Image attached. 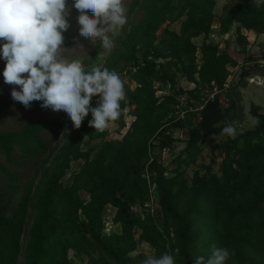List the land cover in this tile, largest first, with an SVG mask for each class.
<instances>
[{
  "label": "trees",
  "instance_id": "trees-1",
  "mask_svg": "<svg viewBox=\"0 0 264 264\" xmlns=\"http://www.w3.org/2000/svg\"><path fill=\"white\" fill-rule=\"evenodd\" d=\"M214 5L212 0H134L129 13L140 17L125 24L112 52L103 57L99 42L82 62L86 72L92 65L115 70L123 82L125 99L114 123L125 127L122 111L127 107H133L134 119L120 139L108 140L106 129L89 127L90 112L79 129L67 116L40 118L18 131L0 132V175L8 177V186L16 191L15 183L31 172L13 210L0 194V264H75L70 251L84 257L85 264H142L149 256L136 252L141 244L152 249L154 258L172 255L174 264H195L199 256L207 259L213 246L231 252L226 264H264L261 107L251 105V129L236 128L235 139L223 134L225 140L212 149L222 155L220 176L211 172L214 156L204 166L206 173L194 174L191 184L181 169L196 162L202 140L222 134L228 122L236 127L235 102L221 97L226 89L236 90L237 84L228 85V67L239 64L228 52V42L224 48L208 42ZM182 16L186 19L180 34L165 30L157 35L161 25ZM232 27L238 53L244 55L239 76L244 80L254 73L245 66L258 62L246 54L245 32L264 35V3L257 7L255 0H238L225 5L218 19L219 35H227ZM62 34L65 49L83 39L68 29ZM198 37L199 46L192 42ZM160 59L165 61L157 62ZM178 72L193 89L176 86ZM124 75L134 83L133 89L123 81ZM157 91L167 92L159 97ZM98 99L93 97L92 107ZM42 103L33 101L25 108L11 93L0 95V118L14 109L44 114ZM186 120L193 125L185 148L173 159L175 167L168 169L158 156L173 152L178 141L173 133L185 129ZM85 139L98 142L82 150ZM78 161L82 166L64 184L72 163ZM20 167L21 173L16 171ZM81 192L87 201L80 198ZM151 202L161 209V223L147 206ZM106 206L114 208L112 222L119 232L102 234Z\"/></svg>",
  "mask_w": 264,
  "mask_h": 264
},
{
  "label": "clouds",
  "instance_id": "clouds-1",
  "mask_svg": "<svg viewBox=\"0 0 264 264\" xmlns=\"http://www.w3.org/2000/svg\"><path fill=\"white\" fill-rule=\"evenodd\" d=\"M255 3L259 7L264 0ZM72 6L79 13V35L93 45L99 40L104 49L111 50L114 41L109 33L115 35L127 23L123 0H74ZM67 15L66 0H0L4 82L19 86V90L12 88L11 97L25 108L42 101V108L65 112L76 129L90 112L89 127L103 132L120 116V101L125 99L123 82L115 70L92 65L86 72L81 61L60 55L65 39L62 33L69 28ZM93 97H99L96 107L91 106ZM222 132L232 139L238 135L233 122ZM230 256L227 248L213 246L207 259L196 257L195 264H226ZM142 264H174V257L167 253L149 256Z\"/></svg>",
  "mask_w": 264,
  "mask_h": 264
},
{
  "label": "rangeland",
  "instance_id": "rangeland-1",
  "mask_svg": "<svg viewBox=\"0 0 264 264\" xmlns=\"http://www.w3.org/2000/svg\"><path fill=\"white\" fill-rule=\"evenodd\" d=\"M134 0H123V6L126 9V17H127V23L136 21L140 15L139 13H135L134 15H130L129 9L131 6V3ZM214 1V20L212 23V34L210 35V38L208 39V42H214L219 43L220 48H224L225 42H228V52L235 58V60L238 62L239 66L235 69L228 67L229 72H231V78L229 79L228 85L237 84L236 90H230L226 89L224 92H222V101L225 100H233L235 102V116H236V128L239 131H244L247 129L252 128V124L255 122V118L251 115L250 108L251 105H256L261 107V112H264V59H262L261 54L264 53V35H257L253 31L245 32L247 40H249V46L247 47L246 54H252L257 57L258 62L254 65H246L245 68L251 67L252 71L254 72L250 77H253V79H257L256 77H260L259 82L260 85H255L254 83H250L248 81V78L244 80H239V76L241 73V64L243 62L244 55L238 53L239 47L237 43L235 42V27H232L230 32L227 35L221 36L219 35L218 31V19L220 16H222V9L225 5L232 4L234 2H237L238 0H212ZM74 0H66V8L68 9V15L66 17L69 28L68 30L73 34H79V25L77 23V16L78 11L72 6ZM91 15V13H89ZM186 17L182 16L180 17L176 22L171 23L169 25L163 24L157 31V35L160 36L164 33L165 30L175 32L177 34L181 33V24L185 21ZM125 26V25H124ZM123 26V27H124ZM122 30V29H121ZM121 30L113 35L112 33H109V36L114 41V47L116 44L117 37L120 35ZM252 33V34H251ZM255 34V35H254ZM101 41L97 40L95 42L99 43ZM192 42L196 44L197 46L201 43V37L192 39ZM4 42L0 41V45H2ZM95 44H91L89 42L88 38H84L78 42L74 48L72 49H65L62 48L60 55L69 61L72 60H79L81 62L85 61L92 50L95 47ZM80 45H83V47H79ZM114 47L111 50L103 49L102 56L106 57L108 56ZM165 60H158L157 62H164ZM5 60L0 57V95H6L10 94L13 87H19V86H13L6 84L4 82L3 77V71L5 69ZM25 76L27 74H24ZM123 81L130 86L131 89L135 87L134 83L131 81V79L124 75ZM258 82L257 80H255ZM157 87V85H155ZM176 86L184 89V90H190L194 88V85L189 83L181 74V72L177 73L176 77ZM167 90V89H166ZM168 91V90H167ZM165 91V92H167ZM164 91H157V96H163L165 94ZM207 95H210V93H207ZM181 100L184 101L185 97L182 96ZM133 107H127L124 111H122L124 115V122L125 127L119 128V126L111 122L109 123V126L106 128L108 131V140H114V139H120L121 136L125 133L127 127L130 125V123L133 121L132 112ZM179 115H183V113H179ZM67 117V114L63 111L55 112L51 110L50 108H47L46 112L44 114H29L25 113L21 110H11L7 114L5 118H0V132H6V131H18L22 129L27 123L34 122L40 118H65ZM186 128L180 131H175L173 133V137L178 139V141L174 142L173 144V152H170L168 150L163 151L159 156L158 159L164 164V166L168 169H173L175 167V163H173V159L178 155L184 148H185V140L188 136V128H190L193 124L189 121H185ZM66 137H64L65 139ZM225 140V137L222 134L217 136H212L209 138H206L200 142V148H201V154L196 160L194 164H191L189 166L185 165L181 168L183 170V176L189 181V184H191L192 178L194 177V174H198L199 176H203L206 173V169L204 166L210 165L211 157H215V162L212 165L211 172L217 176H220L219 172V165L222 160V155L219 154V152L216 150L212 152V149L214 146L218 145L219 143H222ZM98 141L91 142L87 139L84 140L82 144V150H85L89 145L97 143ZM0 162H3V157L0 156ZM82 166V162H74L71 165V169L66 174L64 179L62 180L64 184H67L70 182L72 174L76 172L80 167ZM24 167H20L19 169H16L18 172H22ZM31 178V172L28 173L21 181H17L15 185L17 186V190H13L8 186L9 179L5 175H0V194H3V199L5 203L10 207V209L13 210L15 207L17 201L19 200L20 196L22 195L24 185L30 180ZM80 198L83 200H88L87 194L81 192ZM147 206L150 207V211L156 218L157 222H162V213L159 205L156 202L148 203ZM114 208L110 206H106L104 214H103V231L102 234L108 235L112 231L119 232V226L115 225L112 222V218L114 215ZM136 252H143L147 254L148 256L153 257V251L152 249L146 245L141 244ZM136 254V253H133ZM69 258L75 263V264H85L86 260L84 257L77 258L74 256L73 252H69Z\"/></svg>",
  "mask_w": 264,
  "mask_h": 264
},
{
  "label": "built area",
  "instance_id": "built-area-1",
  "mask_svg": "<svg viewBox=\"0 0 264 264\" xmlns=\"http://www.w3.org/2000/svg\"><path fill=\"white\" fill-rule=\"evenodd\" d=\"M253 77H255V76H252V77H247L248 78V81L250 82V83H254L255 85H260L261 83L259 82V80H260V77H256L257 79H255V80H257L258 82H256L254 79H253ZM216 92V89H214V93ZM213 96V94H211L210 95V97H212Z\"/></svg>",
  "mask_w": 264,
  "mask_h": 264
},
{
  "label": "crops",
  "instance_id": "crops-1",
  "mask_svg": "<svg viewBox=\"0 0 264 264\" xmlns=\"http://www.w3.org/2000/svg\"><path fill=\"white\" fill-rule=\"evenodd\" d=\"M252 34V33H251ZM255 35V34H254ZM249 41V40H248Z\"/></svg>",
  "mask_w": 264,
  "mask_h": 264
}]
</instances>
